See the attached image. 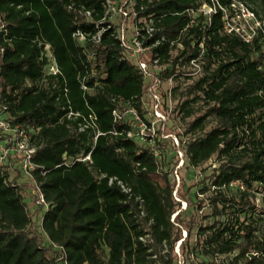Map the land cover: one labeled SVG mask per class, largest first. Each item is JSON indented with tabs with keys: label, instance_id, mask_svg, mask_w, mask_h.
<instances>
[{
	"label": "trees",
	"instance_id": "1",
	"mask_svg": "<svg viewBox=\"0 0 264 264\" xmlns=\"http://www.w3.org/2000/svg\"><path fill=\"white\" fill-rule=\"evenodd\" d=\"M204 5L209 14L200 10ZM240 5L257 23L247 41L229 23ZM136 8L138 16L153 18L154 37H166L155 48L156 79L187 71L191 59L201 67L195 77L172 78L191 79L177 104L182 120L191 117L175 133L184 158L177 172L216 161L200 188L208 193V211L184 225L187 235L194 229L197 264H264V0H138ZM103 13L102 0H0L9 39L2 42L0 106L13 125L31 131L38 166L32 180L46 207L37 230L18 184L0 166V264H173L186 213L172 195L177 155L170 140L150 147L126 136L128 122H113L112 110L127 102L138 107L148 85L122 58ZM76 29L88 33L83 45L72 36ZM38 41L51 47L56 78L43 80ZM89 114L95 131H79ZM88 153L89 160H80ZM171 162L173 170H165ZM116 181L131 189L130 197ZM145 229L149 245L139 240Z\"/></svg>",
	"mask_w": 264,
	"mask_h": 264
},
{
	"label": "built area",
	"instance_id": "2",
	"mask_svg": "<svg viewBox=\"0 0 264 264\" xmlns=\"http://www.w3.org/2000/svg\"><path fill=\"white\" fill-rule=\"evenodd\" d=\"M138 0H125L120 4L119 0H102L104 7V13L101 18L102 22H107L108 27H113L115 31V37L119 41V46L122 49V58L126 59L129 63L133 64L143 75V78L148 85L146 93H144L138 102V107L130 105L128 102L123 105V110L114 108L111 112L113 122H128L132 127L126 131L128 138H134L140 143H145L147 146L152 147L154 141L157 140H170L174 145V151L177 155V164L173 170V175L178 182L177 169L184 163L183 152L180 148V137L175 133L165 132L163 126L167 123L166 117L158 110L160 105L159 94H157L156 86L161 83L159 79L154 76L159 74L161 65L159 64V52L156 51V47L166 41V37L160 34L159 37H154L158 28L155 27L154 20L151 16H138L136 3ZM71 6H69L70 8ZM140 10L143 9L142 4L138 6ZM204 14H209L212 8L205 5L200 8ZM86 19L91 18V12L84 10L83 6H79L77 10ZM251 16L252 14L247 11ZM91 36L94 43L99 41L100 32ZM7 30L4 22L0 18V59L4 52L2 42H8L6 37ZM73 38L77 43L83 45L87 39L88 33L76 29L73 34ZM244 40H248L249 36L243 37ZM40 47L39 59L43 61V80L47 77H57L60 74L59 68L55 61L51 47L48 43L38 41ZM201 67L197 62V59H191L189 61L188 70L182 73H173L167 78L166 82L170 85L166 88L165 93L167 98L172 96V83L173 76L180 74L181 76L195 77L200 74ZM81 87L86 90L87 88L82 84ZM5 107L0 106V166L4 168L6 166L5 157L14 153L18 158V170L24 176L33 178L32 171L37 168L31 157L35 151V147L30 141V130H25L19 125H13L11 119L4 112ZM77 113L69 112L68 117L76 116ZM94 116L88 115V119L79 124V131L92 130L95 131ZM155 126L156 129H155ZM98 132L95 133L94 138ZM154 155H157V151L154 150ZM80 160H89V153ZM114 178H109V184L112 183ZM121 190L131 196V189L120 181H116ZM36 187V195L38 203H44V199L41 193ZM176 189H174L172 195L176 201H180L176 197ZM135 200L139 202V206L142 200L135 196ZM142 214V211H141ZM139 240L149 245L152 243V239L145 229V233L139 236ZM179 241V240H178ZM165 250H163L164 252Z\"/></svg>",
	"mask_w": 264,
	"mask_h": 264
},
{
	"label": "rangeland",
	"instance_id": "3",
	"mask_svg": "<svg viewBox=\"0 0 264 264\" xmlns=\"http://www.w3.org/2000/svg\"><path fill=\"white\" fill-rule=\"evenodd\" d=\"M119 1L120 4H122V2H124L125 0H119ZM233 13L235 15L229 21L230 25L232 27H236V30H239V32H242L244 36L248 37L252 29L255 28V26L257 25L256 22H253V16L247 13L245 7L242 5H240L239 8H235ZM190 81L191 79L184 77H181L176 82L173 81L172 86L177 84L178 89H176L174 95L172 94L171 98H167V96L164 94L166 88L170 86L167 82L162 81L156 86V90H157L156 92L157 94H159V98H160V105L158 106V110L167 119L166 121L167 123H165V125L163 126V130L165 132H171V133L182 132L185 126V122L189 121L191 118V117H186L185 120H182L180 118L182 114L177 113L178 110L177 104L178 102L183 100L179 92ZM196 109H198L197 106H195V110ZM199 113H200L199 111H196L193 115L196 116ZM156 127L157 126H155V129ZM166 150H167L166 155L170 157V155L173 154L171 143L170 145L168 144ZM5 162L7 165L4 166V168L8 171L10 179H13V182L17 183L20 188V192L23 196V199L25 200L26 209L33 221V227L37 230H40L39 229L40 217L46 207L43 203H38L37 201V195H36L37 190L34 181L31 178L24 176L19 172L18 158L14 153L7 155L5 157ZM172 162L171 165L168 164L166 166L167 169L165 170L168 171L172 169ZM215 165H216V161L213 158L201 167L193 168V167L185 166L182 167L177 172L179 179L177 185H175V189H178L179 186L182 187L180 192L179 191L176 192V197H178L179 200L181 201L180 203L181 209H184L186 207V209L183 210L186 213L183 215L184 216L182 219L183 221L178 223L177 226L181 238L174 245L173 264L199 263L197 256L195 255L193 250H191V248L193 247V243L195 241L194 229L191 231L190 235H187L186 228L184 227V225L185 223L188 222V219L191 217L193 218V220L199 222L200 220L199 216L202 215L204 212L208 211L207 202L205 201V196L208 193H201L200 188H204V186L206 185L208 186L207 176L210 174L211 169ZM154 179L162 183L160 174L154 176ZM175 184H176V179H175ZM177 193L178 194L182 193L183 194L182 197L180 198ZM261 200H262V195L256 194L255 202L257 204H260ZM202 201L204 202L205 206L202 207L201 209H198L197 208L198 202H202Z\"/></svg>",
	"mask_w": 264,
	"mask_h": 264
}]
</instances>
